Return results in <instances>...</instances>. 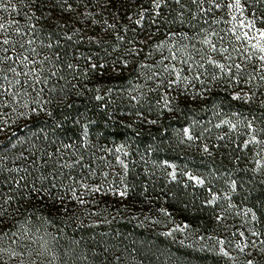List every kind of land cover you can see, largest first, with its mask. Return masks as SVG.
I'll return each mask as SVG.
<instances>
[{"label":"trees","instance_id":"obj_1","mask_svg":"<svg viewBox=\"0 0 264 264\" xmlns=\"http://www.w3.org/2000/svg\"><path fill=\"white\" fill-rule=\"evenodd\" d=\"M218 2L219 7L211 0L197 6L184 0L180 23V6L169 0L160 16H149L142 25L158 33H153L146 45L138 44L144 49L139 56L124 55L125 48L131 45L128 41H134L135 37L123 25L130 14L139 11L138 4L151 11V0H125L123 7L118 3L116 19L120 34L125 37L123 43L111 40L105 51L86 42L77 46L65 41L59 49L45 50V55L59 51L61 57L57 60L53 55L52 63L43 65L44 74L53 69L57 73L47 85H41L46 89L43 100L50 101L43 104L45 111L29 115L30 121L20 122L19 113L29 112L22 107L25 101L30 108L39 107L32 104L36 93L28 89L30 95H24L23 99L16 97L15 104L4 98L14 116L5 122V128L11 127V131L2 135L0 141V190L6 195L14 194L17 197L14 203L22 205L13 220L15 227L6 229L7 235L0 240V247L7 249L0 253L5 264L28 262L26 258L22 262L19 255H40L36 264H46L40 261L46 256L48 264H244L253 257L264 264V253L229 257L218 255L217 247L212 245L222 236L219 232L225 225L230 226L225 236L228 232L237 234L238 229L231 224L239 222L235 218L240 215L236 213L238 209L255 212V220L250 213L251 231L261 233L259 238L264 240V170H255V161L264 157L261 151L264 146L244 144L249 138L246 128L249 120L264 128L261 103L264 81L257 77L250 84L244 83L252 65L258 66V60L247 59L250 52L239 50L243 40H236L231 31L241 14L228 7L231 0ZM200 8L208 11L202 12ZM261 10V5L248 0L243 17H250L253 12L259 16ZM3 14L9 18L8 13ZM234 15L236 21L232 20ZM167 32L187 33V37L181 39L177 35L163 40L166 35H162ZM213 32L216 33L212 36L213 43L217 49H227L226 52L212 53L201 43L207 33ZM46 35L41 32L45 43ZM161 41L166 46L157 49L155 45ZM171 44L181 49L178 59L160 63L164 57H171ZM206 54L226 66L241 64L245 75L236 77L240 84L233 80L235 67L231 74L221 72L206 63ZM89 55L93 62L106 63L107 69L89 70L86 59ZM121 57L130 62L129 66L113 71V62L119 67ZM188 57H191L188 64L179 62ZM171 61L177 62V69H184L181 75L188 80L169 87L167 81L176 77L162 70L165 64L171 66ZM197 62L204 67L199 68ZM139 63L153 67L149 70L139 67ZM68 64L73 68H68ZM152 72L161 75L149 80ZM197 75L199 80L194 79ZM161 80L165 81L163 85ZM233 85L243 86L246 93L256 92V96L249 102H245L246 97L236 100L233 97L238 87ZM97 96L103 99L98 100ZM165 96L171 101V111L164 108ZM222 121H231L237 127L232 129ZM184 128L190 129L193 140L184 137ZM116 143L121 152L115 151ZM110 146L111 152L104 151ZM21 153L26 155L23 160ZM117 158L127 164V169ZM169 165L182 169L175 179ZM112 175L109 183L112 181L118 191L127 189L123 202L110 199L107 190L96 198L95 193L86 190L85 186L90 188L92 183H101V179ZM189 176L204 183L198 184ZM20 177L24 179L18 185L14 181ZM232 181L236 182L235 191L231 188ZM33 186L41 189L40 195L26 199ZM70 189L77 195L83 193L85 203L81 204ZM214 196L218 199L209 203ZM220 210L224 218L219 222L216 218ZM92 211L99 213V217L95 219ZM163 222L168 225L163 227ZM168 226L181 228L185 239L177 242L172 231L164 233ZM34 229L43 233L44 238L39 240L41 250L28 252L23 240ZM258 244V250L264 247L259 241ZM12 251L19 255L10 257Z\"/></svg>","mask_w":264,"mask_h":264},{"label":"snow or ice","instance_id":"obj_2","mask_svg":"<svg viewBox=\"0 0 264 264\" xmlns=\"http://www.w3.org/2000/svg\"><path fill=\"white\" fill-rule=\"evenodd\" d=\"M131 2V0H129ZM211 2L219 7L220 4L218 0H211ZM248 0H231V3L228 5L229 8L235 9L237 12L243 16L244 13V5L247 4ZM253 5H261L262 10L260 11L259 16L255 12L250 13V18L241 19L238 23L231 29L233 34L235 35L236 40H244L246 41L252 51L247 54V59L252 60L255 58L258 60L259 67L256 64L252 65L251 70L247 73L248 79L244 81L245 84H250L252 81H255L257 77H259L260 81H264V0H252ZM119 3L120 7H123L125 0H0V107L5 105V97H8V103L15 104L16 97L22 95H30L28 89H31L36 93L35 97L32 99V104L39 105V107H31L29 103L25 101L22 105L23 108L29 109V112H21L19 113L20 117L27 118L29 115L35 114L39 115L40 112L45 111L43 104L49 103L48 100H43L42 93L45 92V87L41 85H47L48 80L51 77L56 76V71L53 69L47 74L45 73V69L43 65L45 63H52V56L54 55L57 60H59L60 53L56 51L55 53H51L50 55H45V50H52L54 47L59 49V47L63 46V42H71L76 44L77 46L84 44L85 42L89 45H95L98 48L106 49V45H108L111 40L119 41L123 43L125 37L120 34V30L118 28L119 21L116 17L119 15V9L116 8V5ZM169 3V0H151L152 9L154 11H150L148 8H144L143 4H138L137 8L139 11L136 13L137 19L134 20L135 25H142L148 22L149 16H160L161 9L165 4ZM191 3L197 6L203 5L205 0H191ZM17 4L20 5L17 7ZM175 4L180 6V13L178 14V20L180 23H183V14H184V0H175ZM200 11H208V9L200 8ZM2 13H8L12 15V18L2 15ZM104 13H107V18ZM25 23L22 25L20 20L16 19V16L21 15ZM99 17V18H98ZM131 19V17H129ZM232 20L236 21L237 17L232 16ZM258 20L260 21V26H257ZM153 23L156 21L153 20ZM39 25V27H38ZM247 29V31H242L240 33L236 32V28ZM26 28V30H25ZM12 29L15 33L16 37L19 39H14L12 36V32L9 30ZM99 29V31H97ZM127 29H125L126 31ZM158 30V29H157ZM46 33L47 43H45V39L41 38V32ZM134 31V29H133ZM252 33V34H250ZM171 36L175 37L179 35L181 39L187 37V33H178L171 32ZM216 35V33H207L201 43L209 49L210 52H226L227 49H217L215 43H213L212 36ZM27 37V39H25ZM55 37V39H53ZM151 37L149 36L144 41H140V44L146 45L148 40ZM37 40H39V44H37ZM254 41V42H253ZM129 44L136 45L137 42L133 40L128 41ZM119 45H117L118 47ZM166 44L164 41L156 44L155 47L157 49L165 47ZM187 48V45L183 46ZM39 48V51L37 50ZM175 49V51H173ZM144 51L143 47L133 46L125 48L124 55L125 56H139ZM181 49L176 44H171L169 46V52L171 53V57H164L160 63H164V60L178 59V53ZM197 51H200L197 49ZM247 53V48L244 49ZM83 55V54H81ZM207 55V54H206ZM88 68L89 70L95 71L99 69H107V64H98L93 62L92 56L89 55L87 58ZM120 59V66L118 67L116 62H113L112 70L120 71L122 68H127L129 66V61ZM191 57L180 60V63L188 64ZM203 59V58H202ZM207 64L214 65L219 68L221 72H226L231 74L232 68L235 67L237 72L233 75V80H235L236 84H240V80L236 79V77H243L245 75L244 70L242 69L241 64L235 65H225L223 63L218 62L213 59L211 55H207ZM139 67L148 68L151 70L153 65H146L143 63H139ZM197 66L199 68H203V63H198ZM68 68H73L72 64L67 65ZM135 69H133L134 71ZM163 72L169 73L170 75L174 74L176 79H169L167 81V85L171 87L172 85L180 83L181 80H188L187 76H182L181 73L184 69H177L175 65L169 66L165 64ZM256 73L253 75L252 73ZM103 74V72H101ZM161 75V72H152L151 76H148V79L151 80L153 77H158ZM216 77H213L215 79ZM194 79L199 80L200 76L197 75ZM165 81L161 80L160 84L163 85ZM159 86V85H158ZM259 87V85H257ZM241 92H243V88H241ZM256 96V92L244 93L242 96L240 92H238L233 98L236 100L245 99V102L251 101ZM98 100L103 99L101 96L96 97ZM135 99V97H133ZM164 108L171 111L172 109L169 107L171 101L167 96L164 98ZM262 106H264V101L261 102ZM14 110V109H13ZM51 115L50 112L47 113ZM151 123H155V121H151ZM222 123L229 124L232 129L237 127L236 124H232L231 121H222ZM220 125H217L219 127ZM248 139L244 142L245 147L249 144L261 145L264 146V128H258L254 125L252 120H249L246 124ZM3 131V129H0ZM184 137L188 140H193L194 137L191 135L189 128L183 129ZM205 151H208L207 146H205ZM120 151V149H117ZM264 152V148L261 149ZM127 155V153H125ZM257 156H261V152H257ZM118 159V163H120L125 169H127V164L124 163L123 160ZM256 169L264 170V157L257 159L255 161ZM171 167V165H169ZM173 179L176 178L175 172L171 173ZM24 177H20L19 180L14 181L16 184H20ZM46 179V177L44 178ZM189 179L195 181L198 184H203L204 181L195 176H189ZM27 187V185H24ZM55 188V185H52ZM86 190L93 193H100L102 191L101 186H97L94 188H87ZM232 191L236 190V182L232 181L231 183ZM72 191L73 196L81 203H85L82 199L83 193L77 195L74 189H70ZM11 193V189H9ZM41 189L33 186L31 191L28 192L26 199L32 195H40ZM49 195L51 192L49 190ZM120 197H125L127 195V189L123 191H118L116 193ZM17 197L14 194H5L2 190H0V240L3 239L5 235H7L6 229H11L15 227L13 224L14 218L17 214L20 213V207L22 205H16L14 202ZM218 199V197H213V201H209L212 203ZM52 207H56L53 205ZM61 207L63 205L61 204ZM56 211L59 212L60 208H56ZM64 211L67 212L68 209L64 208ZM251 213L252 220L256 219L255 212L252 209H247L244 215H248ZM218 219H223V217H218ZM170 234V233H169ZM253 236L259 237L261 233L252 232ZM241 236H244V233H240ZM219 243L223 244V241ZM252 246H256V242H251ZM261 245H264V240L260 241ZM248 247V244H244L243 246L237 245V248L241 252L245 251V248ZM7 251L0 247V253ZM220 252L224 256H229V252L225 250L223 247L220 249ZM260 252L264 253V247L260 248ZM18 253L12 251L9 252V256H17ZM251 256V253H248ZM0 264H5L3 256L0 255ZM244 264H261V261L255 260V258H249L244 261Z\"/></svg>","mask_w":264,"mask_h":264},{"label":"rangeland","instance_id":"obj_3","mask_svg":"<svg viewBox=\"0 0 264 264\" xmlns=\"http://www.w3.org/2000/svg\"><path fill=\"white\" fill-rule=\"evenodd\" d=\"M17 7H19L18 4H17ZM151 11H154V10L152 9ZM136 13L137 12H135L133 14H130L129 17H131V19H129L127 21V23H125L123 25V29L126 28V29L129 30V31H127L128 33H130V32L134 33V37H135L134 41L137 42L136 45H132L131 44L132 46L129 45V47L138 46V44L140 45V43H139L140 41H144L149 36L151 37L150 39H152L154 37L153 33H158V32H156V30H155V32H153V30L150 31L149 29L146 30L145 28H143L144 27V26H142L143 24L139 25V26L135 25L134 24V20L138 18L136 16ZM2 15H4V14L2 13ZM12 15H15V14H12ZM12 15H9V19L12 18ZM104 15L107 18L108 14L104 13ZM21 17H23L22 14L19 15V16H16L15 18L20 20L21 24L23 25L25 23V21L21 20ZM153 17H155V16H153ZM246 18H250V17H248V16H246V17L239 16L240 20L241 19H246ZM257 26L258 27L260 26V21L259 20L257 22ZM118 28H120L119 24H118ZM133 29H134V31H133ZM25 30H26V28H25ZM9 31L12 32V36H15V33H14V31L12 29H10ZM242 31H247V29H240L238 27L236 28V32L237 33H240ZM250 34H252V33H250ZM164 35H166V37H163V40L167 39L168 37H172L170 35V32H167L166 34L164 33L162 36H164ZM240 43L241 44L239 45V50H244V49L247 48L248 52L252 51L250 45L246 41L243 40L242 42L240 41ZM223 57H222V59H223ZM149 58H153V56H150ZM157 58H159V55H157ZM234 58H238V57H234ZM158 60H160V58ZM172 61H171V66L177 64V62L174 63ZM256 63L258 64V67H259V63L260 62L257 61ZM234 86L238 87L235 90L234 95H236L238 92H240L241 95H244V93H246V91H245L246 89L243 86L233 85V87ZM241 88H243V92H241ZM21 98L22 99L25 98L24 95H22ZM11 110H13V109H11ZM13 111L15 113V110H13ZM15 115H16V113H15ZM12 116H14L13 112L8 110V105L6 103H5V105L3 107H0V129H3V131L0 132V141H2V139H1L2 135H4L5 133H9L11 131V127L5 128V125L7 126V124L5 122L9 121V118H11ZM18 117H20V115H18ZM41 117H42V114L40 115V118ZM22 121H24V122L25 121H30L29 116L27 118H22L21 117L20 122H22ZM12 146L14 147V142H13ZM111 147L112 146H110L108 148L105 147L106 149L104 151L111 152V149H112ZM117 149H120L119 148V143H116L115 151H117ZM100 151H103V150H100ZM20 156H21L20 159L23 160L26 155L21 153ZM113 167H115V166H113ZM169 169H170L169 170L170 173L175 172V174H178V173L182 172V169H179L177 165H171V167H169ZM112 177H113V175L111 177L106 176L103 179H101V181H100L101 183H98V182L92 183L90 188H94V187H97V186H101L102 187V191L100 193L93 194L94 198H96V195H101V193L104 190H107V193H109V195H110V199H116V200H118V202H123V199H122L123 197H120L119 195L116 194L118 192V190L113 184H111L112 181L109 183V181H110L109 178H112ZM99 200L100 199L98 198L97 201H99ZM230 205L233 206L235 204L231 203ZM110 211L112 212L113 210H110ZM245 211L246 210H242V209L236 210V213L240 214V215L235 217V218L238 219L239 222L236 223V224L235 223L231 224L232 227H234V228L236 227L235 229H238L237 234H236V232H232V233L228 232V235L225 236L224 233L226 231H228L229 228H230V226L228 227L227 225H225L224 228H223V231L219 232L222 236L217 238V241L214 240L212 242V245H214V247H217V252L216 253L218 255H222L221 252H220V249L222 247L229 252V257H233L234 255H248V253H251V255H258V253H260V250H258V245H259L258 241L260 242V240H263V239H261L259 237L256 239V238H254L255 236H253L251 234L252 233V231H251V229H252V227H251L252 226V220L250 219V213L248 215H244ZM218 212L220 213L219 217H223L224 218V212H221V210L218 211ZM92 215H95L94 218L96 219V218L99 217L100 214L97 213V212L92 211ZM216 220L219 221L221 219L216 218ZM221 223L223 224V220L221 221ZM167 225H168L167 222H163V227H165ZM226 228H227V230H225ZM168 230L172 231L170 233L173 234L172 237H176L177 238V242H182V239L184 240L185 237H186V235L183 234V231L181 230V228H177V226H171V227L168 226L167 228L163 229V232L165 233ZM239 230H242V232L244 233V236L240 235ZM232 231H236V230L233 229ZM25 232H27V229H25ZM51 232H52V230H51ZM42 234L43 233L41 232V230H38V229H34L33 231H30L25 236V238L23 240V242H24L23 247L24 248L27 247L28 248V252L29 251L30 252L31 251L34 252L35 250H41V247L39 245V240H41V237L44 238V236H42ZM220 241H223L224 243L221 244V243H219ZM252 241L256 242V246L255 247L252 246V244H251ZM210 244H211V242H210ZM238 244L241 245V246H243L244 244H248V247L245 248L244 252H241L239 250V248H237ZM208 248L211 249V250L213 249L212 246H210ZM19 256H21L20 260H22V262H23L24 258H26V260L28 261V262H26L24 264H36L38 262L37 257L40 256V255H19ZM40 261L43 262V263L48 264L47 256L44 257V259L40 260ZM17 264H21V263L18 262Z\"/></svg>","mask_w":264,"mask_h":264}]
</instances>
